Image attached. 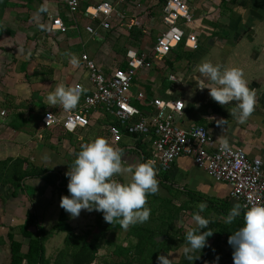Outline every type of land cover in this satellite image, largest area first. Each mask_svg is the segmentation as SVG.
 <instances>
[{"label":"crops","instance_id":"crops-1","mask_svg":"<svg viewBox=\"0 0 264 264\" xmlns=\"http://www.w3.org/2000/svg\"><path fill=\"white\" fill-rule=\"evenodd\" d=\"M103 1L107 0H78L76 10L71 11L59 0H0V161L19 157L31 166L48 170L40 177L24 180L25 194L19 189L13 195L11 185L0 183V238L12 224L8 221H21L24 217L28 207L26 195L34 200V208L40 217L50 210L53 212L54 199L60 202L56 185L62 177L68 183L65 173L71 168L81 145L97 137L106 138L113 147L125 150L122 157L125 168L150 158L149 135L127 133L117 124L123 131L122 139L117 142L111 139L107 127L118 122L101 106L90 108V124L73 132L59 126L46 128L41 122L45 111L59 114L63 108L59 104L49 106L46 100L58 84L74 86L81 83L89 92L91 82L89 70L81 59L83 53L108 75L117 67H126L125 52L128 49L151 50L165 28L160 15L164 0L122 3L110 0L113 7L110 27L103 29L99 18L84 12L87 6ZM188 5L194 17L191 25L198 37V46L192 49L182 42L167 55L152 57L151 67L138 70L131 82V102L140 109L143 117L151 120L156 115L152 98H181L185 107L175 118L178 126L189 129L201 124L216 141L221 142L227 137L229 145L242 148L249 158H260L264 168V0H188ZM41 8L44 11H40ZM57 16L69 26L65 32L50 28L52 18ZM88 24L93 25L96 34L88 33ZM73 54L79 59L78 66L70 63ZM204 61L243 70L249 87L257 93L254 111L244 123L231 113L235 101L222 106L210 97L207 88L201 90L198 87L203 79L198 67ZM139 92L143 96L141 99L136 98ZM82 99L81 95L77 107ZM136 118L133 116L132 119ZM222 118L227 119L223 127L216 123ZM142 153L149 157L146 159ZM164 172L158 178V194L168 197L176 194L173 197L176 204L187 198L183 189L203 196V201L210 205L208 215L220 223L225 222L228 211L238 202L230 196L227 182L216 180L188 155L177 156ZM113 179L127 184L132 173L124 171L114 175ZM43 208L45 212H41ZM94 213L96 217L101 215L100 211L94 210ZM186 214L192 217L185 211L184 218ZM67 215L69 221L71 215L68 212ZM80 218L85 219L84 213ZM178 227L185 232L195 224L186 229L183 224ZM85 230L88 232L89 229ZM212 231L206 247L215 249L210 255L213 259L219 255L218 264H226L231 255L227 229L215 226ZM184 245L167 252L169 259L171 252L178 255L177 251L182 252ZM26 248L22 244V250ZM212 261L210 259L208 264ZM194 264L207 263L197 260Z\"/></svg>","mask_w":264,"mask_h":264},{"label":"built area","instance_id":"built-area-1","mask_svg":"<svg viewBox=\"0 0 264 264\" xmlns=\"http://www.w3.org/2000/svg\"><path fill=\"white\" fill-rule=\"evenodd\" d=\"M71 11H75L78 0H61ZM130 0H116L122 3ZM139 6V4H137ZM110 0L87 6L85 13L97 17L100 26L110 27L112 14ZM161 21L164 30L157 36L151 50L136 51L128 49L125 52L126 67H117L108 75H104L87 54H82L85 67L89 69L91 88L82 94L79 107L66 111L63 108L59 114L47 110L43 113L44 127L59 126L65 131L87 127L90 124L88 112L90 108L101 106L112 114L118 123L109 124L108 133L114 142L120 141L123 131L130 134L149 135L152 150L150 160L156 161L158 170L167 171L178 155L190 156L194 163L205 170L216 180L225 181L230 186V196L241 204L264 203V168L258 157L249 158L239 147L230 145V151L221 150V142L213 139L207 128L195 124L189 129H183L174 122V114H181L185 107L182 99L154 97L151 103L156 115L149 120L143 117L139 108L131 102L129 88L138 70L149 69L151 58L167 55L180 43L189 48L198 46V37L194 33L193 13L188 0H164L161 6ZM189 27L186 31L183 27ZM51 29L65 32L69 26L60 17H53ZM90 33H96L93 25H86ZM82 85L75 83V85ZM74 85V86H75ZM84 87V86H83ZM138 93L136 98H142ZM133 116L137 118L133 120ZM119 124V125H117ZM243 215V212H242ZM234 264L232 253L228 263Z\"/></svg>","mask_w":264,"mask_h":264},{"label":"clouds","instance_id":"clouds-1","mask_svg":"<svg viewBox=\"0 0 264 264\" xmlns=\"http://www.w3.org/2000/svg\"><path fill=\"white\" fill-rule=\"evenodd\" d=\"M40 11H44V8ZM70 63L78 66L79 59L73 54ZM198 70L200 78L203 77L202 84L198 87L201 90L207 88L210 97L222 106L235 101L231 113L237 116L240 123H244L254 111L257 93L249 87L243 70L210 61L202 62ZM86 91L83 85L66 86L60 83L48 93L47 104H59L64 110L70 111L77 107L80 96ZM216 123L223 127L227 124V119H219ZM220 147L223 151L231 150L227 137L221 139ZM124 151L123 148L113 147L104 137H97L81 145L71 168L65 173L69 178V194L61 196L60 206L72 217H78L81 210L100 211L106 222H118L125 230L130 225L148 221L151 208L147 206V194L159 191L156 161L148 160L135 166L129 164L125 168L122 159ZM124 171L132 173L129 183L113 179L114 175ZM197 207L199 211L194 212L191 217L195 227H190L185 232L186 242L182 249L190 262L199 257L195 255L196 252L200 254L204 247L209 246L207 238L214 232L209 227L211 219L202 215L207 202L201 201ZM242 212L243 225L228 236L234 264H264V203H235L225 216V223H232ZM202 229L204 230L201 231ZM157 261L158 264H171V259L166 255H159ZM218 262L219 255L212 264Z\"/></svg>","mask_w":264,"mask_h":264},{"label":"trees","instance_id":"trees-1","mask_svg":"<svg viewBox=\"0 0 264 264\" xmlns=\"http://www.w3.org/2000/svg\"><path fill=\"white\" fill-rule=\"evenodd\" d=\"M142 154L146 156V159L149 157V155H145L147 153ZM47 171V168L31 166L26 160L19 157H8L0 161V183L11 185L13 187L11 194L13 195L19 189L24 191L25 194L24 180L32 176L40 177ZM164 173L163 170H160L158 178L159 175L162 177ZM67 184L66 178L62 177L61 181L56 185L59 190V200L62 195L69 194ZM183 191L187 198L180 204H176L173 201V197L175 198L176 194L172 197L161 196L158 193L147 194V206L151 208L150 218L144 223L129 226L126 230L128 236L127 244L124 246L113 239L107 238L108 232L112 229L121 230L123 228L118 222L113 224L106 222L102 212L97 217V223L101 226V230L92 236V240L86 239L87 232L83 235H78L74 232L72 225L68 222L67 211L62 207L59 210L57 223L53 225L52 229H45L38 221L34 200L29 195H26L28 207L24 211V217H22L21 221L13 222L6 233L9 241L10 264H91L97 259L98 249L102 245L110 249L109 253L112 257H102L100 264H158L155 260L161 251L177 250L186 242V231L181 232V228H176V222L185 219V211H188L191 216L194 212L199 211L198 203L205 200L203 196L188 192L189 190L187 189H183ZM159 206L164 207L160 214L157 213ZM209 208L210 205H207L202 215L211 219L209 225L211 230L215 226L223 227L224 230L227 229L228 242V236L243 225V215L241 214L240 217H237L228 225V223H220L215 217L209 216L207 212ZM182 213L183 215H181ZM229 227L231 228L230 231H228ZM14 231L19 232L26 239L27 248L25 251L22 250V242L15 239ZM54 231H64L66 233L64 237L65 248L60 251L54 262H51L46 256L45 242ZM158 236H164V239L157 241L156 237ZM0 242L2 241L0 240ZM212 252H215L213 247H204L200 254L199 252L195 253L199 257L190 262L185 258L182 251L180 263L194 264L195 261L201 260L208 264L210 260L208 256ZM232 252L233 249L230 245V254ZM171 264L174 263L171 262Z\"/></svg>","mask_w":264,"mask_h":264},{"label":"rangeland","instance_id":"rangeland-1","mask_svg":"<svg viewBox=\"0 0 264 264\" xmlns=\"http://www.w3.org/2000/svg\"><path fill=\"white\" fill-rule=\"evenodd\" d=\"M191 59V57H190ZM6 193H9L8 191ZM54 197L57 198V195L54 194ZM56 206L54 207L53 212L50 210L45 213L43 217H40L39 215L37 216L38 221L43 225V227L47 230L52 229L53 225L57 223L58 220V214H59V209H60V202L56 199H54ZM58 207V208H57ZM164 207L159 206V209L157 210L158 214L163 211ZM46 209L43 208L41 212H45ZM81 213H84L85 219H81L80 215ZM183 215V213H182ZM187 215V214H186ZM77 217H72L69 216V223L72 225L74 228V232L77 233L78 235H83L85 234L87 230V240H92V236L97 234L101 228L97 224V217L95 216L94 211H86V210H81L79 216ZM187 220V221H186ZM16 221V220H15ZM15 221H8L9 223H13ZM178 222V221H177ZM184 225V229L187 227H190L194 225V222L192 221L191 217L187 215V217L183 220V222H180L176 225ZM100 229V230H98ZM188 229V228H187ZM9 231V230H8ZM7 231V232H8ZM15 232V231H14ZM85 232V233H84ZM107 233V232H106ZM66 233L64 231H54L46 240L45 242V247H46V256L50 259L51 262H54V260L58 257L59 253L61 250L65 248V243H64V237ZM15 239L20 240L23 244V247L25 249L26 247V239L21 236L19 232H15ZM107 238L115 240V242L121 244L122 246L127 244V231L125 229H121L118 231H110L107 234ZM2 242H0V264H10V252H9V241L7 239V236L5 234L1 235ZM133 240V239H132ZM110 249L102 245L98 249V257L96 260H94L91 264H100L101 259L104 256L112 257V255L109 253ZM179 254L175 255L174 252H171V262L173 261L174 264H181L180 263V250L177 251ZM208 258L213 259L212 255H209Z\"/></svg>","mask_w":264,"mask_h":264},{"label":"bare ground","instance_id":"bare-ground-1","mask_svg":"<svg viewBox=\"0 0 264 264\" xmlns=\"http://www.w3.org/2000/svg\"><path fill=\"white\" fill-rule=\"evenodd\" d=\"M59 1H61V0H59ZM62 2V1H61ZM64 3V2H63ZM65 4V3H64ZM112 11H113V9H112ZM84 12H85V9H84ZM100 24V23H99ZM102 28V27H101ZM104 29V28H103ZM87 30V29H86ZM95 32L97 33V31L95 30ZM88 33H90V32H88ZM96 33H90V34H92V35H94V34H96ZM172 51V50H171ZM83 54H86V53H83ZM81 57H82V55H81ZM82 59V58H81ZM87 68V67H86ZM88 69V68H87ZM89 70V69H88ZM90 72V71H89ZM137 99H141V98H137ZM173 99H181V98H173ZM134 105V104H133ZM135 106V105H134ZM135 107H137V106H135ZM138 108V107H137ZM177 115H179L178 113H175L174 114V122L176 123V120H175V118H176V116ZM151 155V154H150ZM179 156V155H178ZM149 160H150V158H149Z\"/></svg>","mask_w":264,"mask_h":264},{"label":"water","instance_id":"water-1","mask_svg":"<svg viewBox=\"0 0 264 264\" xmlns=\"http://www.w3.org/2000/svg\"><path fill=\"white\" fill-rule=\"evenodd\" d=\"M163 239V236H159L158 238H157V240L159 241H161ZM159 255H166V256H168V253L166 252V251H161L160 253H159ZM169 258V257H168ZM156 262L158 263V261L156 260Z\"/></svg>","mask_w":264,"mask_h":264}]
</instances>
